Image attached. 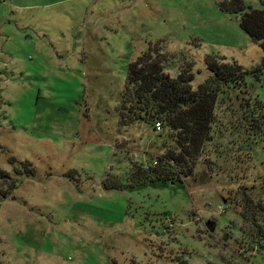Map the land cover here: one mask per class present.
<instances>
[{
  "label": "rangeland",
  "instance_id": "obj_1",
  "mask_svg": "<svg viewBox=\"0 0 264 264\" xmlns=\"http://www.w3.org/2000/svg\"><path fill=\"white\" fill-rule=\"evenodd\" d=\"M220 1H0V264H264V129H250L264 122V85L251 77L219 96L182 184L171 173L104 188L126 175L134 185L133 165L175 145L165 129L119 125L138 55L157 45L171 76L190 68L194 89L207 55L261 64Z\"/></svg>",
  "mask_w": 264,
  "mask_h": 264
},
{
  "label": "trees",
  "instance_id": "obj_2",
  "mask_svg": "<svg viewBox=\"0 0 264 264\" xmlns=\"http://www.w3.org/2000/svg\"><path fill=\"white\" fill-rule=\"evenodd\" d=\"M219 8L237 14L240 28L258 43L263 52L261 64L246 70L234 60L207 55L205 63L210 75L194 89L191 83L194 75L190 68H182L176 76H171L166 71V58L157 45L138 55L128 65L119 125L145 122L154 129V124L160 122L175 145L158 156L156 165L148 169L141 164L133 165L130 173L134 185H130L131 180L126 175L124 183L116 179L104 182V188L137 189L147 184L164 185L174 181L171 173H176V180L182 184L179 176L192 174L202 146L210 138L219 96L232 87L241 89L247 84V77L264 85V9L250 7L243 0H221ZM259 106L261 110L264 103L261 101ZM257 119L258 116L251 119L250 129L260 132L261 125L264 129V122ZM257 210L264 212V207L258 205ZM248 212L247 217L254 220V212ZM255 235L264 240V228L257 229Z\"/></svg>",
  "mask_w": 264,
  "mask_h": 264
},
{
  "label": "built area",
  "instance_id": "obj_3",
  "mask_svg": "<svg viewBox=\"0 0 264 264\" xmlns=\"http://www.w3.org/2000/svg\"><path fill=\"white\" fill-rule=\"evenodd\" d=\"M0 1H1V0H0ZM161 129H162L161 123H160V122H156V123L154 124V131L159 132V131H161ZM156 163H157V161L154 160V161H153L152 163H150L149 165H148V164H144V165H142V167L145 168V169H148L150 166H153V164L155 165Z\"/></svg>",
  "mask_w": 264,
  "mask_h": 264
}]
</instances>
